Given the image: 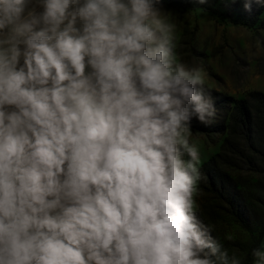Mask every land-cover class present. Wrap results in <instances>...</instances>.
Segmentation results:
<instances>
[{
  "label": "clouds",
  "instance_id": "1",
  "mask_svg": "<svg viewBox=\"0 0 264 264\" xmlns=\"http://www.w3.org/2000/svg\"><path fill=\"white\" fill-rule=\"evenodd\" d=\"M174 27L163 0H0V264H240L195 211L217 110Z\"/></svg>",
  "mask_w": 264,
  "mask_h": 264
},
{
  "label": "rangeland",
  "instance_id": "2",
  "mask_svg": "<svg viewBox=\"0 0 264 264\" xmlns=\"http://www.w3.org/2000/svg\"><path fill=\"white\" fill-rule=\"evenodd\" d=\"M213 7L217 11H227L232 19H248L250 14L244 10L243 0H216ZM163 14L175 26L176 61L203 70L206 95L211 97L217 110L216 118L209 126L192 121L190 142L199 149L200 165L219 151L226 137L233 101L250 99V93L253 92L264 94V11L258 14L257 21L249 27L222 20L218 12L201 8L191 10L163 5ZM240 165L222 168L248 199L250 209L261 216L264 175ZM194 199L195 210L199 209L209 219L214 237L229 256H235L241 264L243 253L251 240L250 234L223 211L211 194L198 185ZM256 233L254 229L252 235ZM261 248H264V236Z\"/></svg>",
  "mask_w": 264,
  "mask_h": 264
},
{
  "label": "trees",
  "instance_id": "3",
  "mask_svg": "<svg viewBox=\"0 0 264 264\" xmlns=\"http://www.w3.org/2000/svg\"><path fill=\"white\" fill-rule=\"evenodd\" d=\"M215 1L208 0L207 3L200 4L198 0H163V5L218 12L222 20L247 27L252 26L257 21L258 14L264 11V4L253 3L248 19H232L227 11H217L213 7ZM262 25L264 26V23ZM239 164L264 175V94L262 93L253 92L250 93V99L233 101L226 127V137L222 140L219 151L199 165L204 178L198 182V187L211 194L213 199L222 206L223 211L250 234L251 240L243 253L241 264H252L254 260L252 250L261 248L264 236V198L260 199L263 212L261 216L256 215L250 209L248 199L237 183L222 168V166ZM195 211L198 218L209 226V219L199 209ZM254 229L257 233L253 236ZM211 234L214 237L212 230ZM213 259L216 258L213 257Z\"/></svg>",
  "mask_w": 264,
  "mask_h": 264
}]
</instances>
